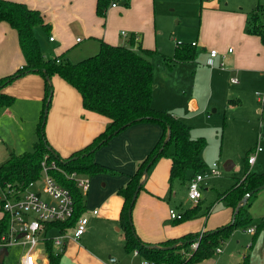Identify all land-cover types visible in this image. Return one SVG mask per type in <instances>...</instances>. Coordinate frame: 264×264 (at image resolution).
Segmentation results:
<instances>
[{"label": "rangeland", "instance_id": "obj_1", "mask_svg": "<svg viewBox=\"0 0 264 264\" xmlns=\"http://www.w3.org/2000/svg\"><path fill=\"white\" fill-rule=\"evenodd\" d=\"M113 1L119 5L121 11L124 10V6L125 8L127 6L124 0H111V2ZM259 1L264 5V0H224V2L220 0H136V3H132V9L123 11L125 17L122 19L113 16L106 17L107 19L105 16L101 17L103 15L98 14L95 9V2L93 14L91 15L92 24L99 23L102 29L107 30L109 36L117 35V32L120 34V31L124 30L126 36L119 35L118 37L121 42L123 41V44L129 43L130 37L135 33L144 46L155 50L152 58L154 84L156 85L155 100L161 104L167 103L170 106L178 107L177 109L181 111L183 117L179 116L170 106H166V109L173 110L187 125H191L194 137H204L206 139L207 143L201 154L205 166L200 171L211 170L212 164L218 163L221 174L210 177V185L203 190L202 198L198 202L189 198L187 181L175 180L170 187L175 194L172 196L170 192L166 195V199L172 206H177V208L183 209L184 212L199 204L193 217L185 218L183 222L199 220L204 224L203 230H210L230 223L232 209L224 202L216 201L218 191H224L231 187L233 182L242 177L248 169L257 172L264 171V73L261 72L264 68L259 69L261 59L264 57V43L260 35L258 36L261 42L249 48L244 56V59L248 61V66L245 63L247 68L234 73L239 77V83L230 80L231 74L228 68L232 65L231 67L237 69L242 63L234 60L232 64L227 59L224 66L218 64L208 65V59L205 60L211 49H216L220 54L225 52L219 48L220 43L232 44L238 50L240 48L238 42L239 30L253 34L247 28L251 9ZM201 2H206L207 6L225 7L229 11L223 16L208 14ZM122 23H132L134 27L129 28ZM4 24L8 25L1 20L0 43L5 45L7 42L14 41L15 46L21 51L17 36H15V40L8 34L2 40L4 34L1 29ZM67 27L69 30L65 31L62 39H59V42L63 40L64 49L59 46L53 48L51 44H47L48 41L41 38V48L46 55L54 57L66 52L70 59L77 60L78 57H81L79 54L81 52L80 46L96 51L97 45L91 39L93 34L89 32L84 23L70 20ZM11 30L13 31V28ZM76 35L81 36L82 38H80L84 41L78 43V46H73L72 37L75 38ZM94 35L96 37L102 36L99 34ZM184 41L195 43L198 46L200 62L197 64L190 61L178 62L170 66L165 62L164 57L173 55L176 43ZM84 54H89V52H84ZM13 56L17 58L19 55H15L14 52ZM253 65H256V67ZM216 70L226 73L225 90L227 93L232 92V94H225V96H221L218 92L210 94L211 89L206 82V77L211 71ZM193 79L198 80L195 95L201 104L195 110L191 109L190 104L187 102L192 95L191 89L194 88V82H190ZM27 94L29 92L25 93V95ZM184 96L187 98L186 101ZM52 101L47 113L46 127L54 106V100L52 99ZM156 106L165 107V105ZM42 110V102L35 104L32 98L18 95L10 107L6 105L0 107V162L4 161L11 151L20 153L33 149L34 142L38 139L37 125ZM258 146L262 149L257 153V159L253 164H249L247 157ZM173 149L174 145L170 143L165 155L170 156ZM227 161H231L233 165L231 169L225 168L224 164ZM191 172L192 170L188 174ZM41 184L42 182L39 183V186ZM42 196L48 198L44 194ZM260 198L262 200L264 195L258 197L254 195L250 201V206L253 208L251 213L253 223L258 221V213L264 207V202L262 203ZM212 204L213 209L210 213L207 208ZM174 221L175 224L182 222ZM249 226H252V224ZM56 233L57 231L52 229L47 236H54ZM117 234L123 236L121 230H117ZM202 234L199 232V237ZM89 236H91L89 241L88 239L87 241L82 240V244L87 245L88 248L93 247V243L97 240L93 235ZM252 237L253 234L249 231L237 227L221 243L222 253L216 250L213 256L193 264H206L207 260H215L218 264H222L230 253H238L246 245H251ZM91 241L93 242L90 244ZM28 248V244L9 246L8 254L0 255V264H16ZM37 248L41 249L42 243ZM109 248L108 251L103 250L104 255L99 254V252L95 253L108 262L119 257L118 264H142L145 261L141 254L135 256L134 250L128 251L125 243L113 241L112 246H109ZM247 251L250 253V264H264L263 232L257 235L254 245ZM131 258L136 259V261L131 262Z\"/></svg>", "mask_w": 264, "mask_h": 264}, {"label": "trees", "instance_id": "obj_2", "mask_svg": "<svg viewBox=\"0 0 264 264\" xmlns=\"http://www.w3.org/2000/svg\"><path fill=\"white\" fill-rule=\"evenodd\" d=\"M111 0H97L98 14L105 15ZM128 3V2H127ZM264 5L258 4L251 12L248 31L260 35L264 43ZM7 21L15 28L19 35L21 48L26 57V63L14 72L0 77V107L10 106L15 96L3 91V88L18 77L28 72H39L45 78L44 105L40 121L37 125L38 139L33 149L20 153L11 152L9 157L0 162V189L6 185L20 191L32 180L41 176L44 154L57 159L60 166L68 172L77 171L78 174L94 175L109 168L95 160L94 154L102 145L106 144L114 135L126 127L141 121H156L164 127V133L157 145L138 163L136 171L129 181L119 189L124 197V206L120 220L125 234V247L128 251L138 249L139 253L149 263L158 264H193L199 260L209 258L215 254L216 248L221 246L229 234L237 227H248L253 222L250 211L251 198L241 205L235 213V220L222 227L205 230L201 237L199 233H192L178 238H170L161 246H149L142 242L135 231L132 221L133 195L140 186H144L143 171L150 161L152 164L158 157L165 155L169 144L174 145L172 165L170 171L171 185L175 180L185 182L188 172L195 174L204 168L201 153L206 146L204 137H192L191 126L171 111L154 106V65L153 48L145 47L139 37L133 33L129 43L112 44L98 38L99 49L96 53L77 60L70 59L65 53L52 57L46 55L41 48L40 32L49 36L52 23L47 21L43 13L29 7L23 1L0 0V21ZM199 50L189 42H177L173 55H166L164 60L172 66L174 63L195 60ZM59 59V61H58ZM58 74L78 89L86 109L107 116L110 119L106 128L99 133L85 147L77 150L69 158H62L50 145L46 136V119L54 95L53 76ZM168 134L170 137L167 139ZM167 140V141H166ZM151 164V165H152ZM51 173L65 186L75 198V212L71 219L58 223L61 231L76 224L84 215L86 193L77 185L74 179L68 178L58 170ZM264 183V171L257 172L248 169L243 178H239L234 185L221 193L234 212L244 195L250 190ZM0 200V205H1ZM196 204L186 212H182L180 219L193 217ZM2 206V205H1ZM131 210V212H130ZM209 211V210H208ZM8 215L0 217V235L8 228ZM259 229L264 228V216L257 221ZM52 226V223L49 225ZM196 241L197 246L191 247ZM175 245L173 248L165 246ZM47 253L52 264H58L63 254L52 241L47 242ZM235 264H250L248 255Z\"/></svg>", "mask_w": 264, "mask_h": 264}, {"label": "crops", "instance_id": "obj_3", "mask_svg": "<svg viewBox=\"0 0 264 264\" xmlns=\"http://www.w3.org/2000/svg\"><path fill=\"white\" fill-rule=\"evenodd\" d=\"M17 1H23L29 7L40 10L47 21L50 22V20H52L53 23L51 22L52 27L50 32L52 35L55 36V40H48V35L44 32H40V37L48 41L47 44H51L53 48H57V46L61 47V49L65 48V45L62 43L63 40L59 42V39H62V36L65 31L69 30L67 25L70 20H75L84 23L89 32H92L93 35H91V39L92 42H95V44L97 45V49L96 51H92V49H85V46H80L81 52L79 54L81 57H78V59L94 54L98 51V38H102L112 44H117L121 42L118 38L119 35L126 36V32L124 30H121L120 34H118L117 32V35L109 36L107 30L102 29L99 26V23L92 24L91 15L93 14L95 2L97 7V0ZM220 1L224 2V0ZM124 2L127 6L126 8L124 6L123 11H125V9H132V3H136V0H124ZM112 3L116 2L113 1L108 5V9L106 10V14L104 15L105 18H109L111 16L118 17L120 19L124 18V12L119 10V5L116 3V6H112ZM201 4L208 14L212 13L216 16H223L225 13H228L227 11H229L225 7L220 8L218 6L216 7L215 5L207 6L206 2H201ZM258 4L262 3L259 1L251 9V12ZM5 23H7L8 25L4 24L1 29L4 34L2 40H4L8 34H10V37L15 40V36H17L19 48L21 49V51L18 50V47L15 46L14 41L7 42L5 45H2V43H0V77L12 73V71H15L16 68H19L20 66L26 63V57L21 48L17 30L13 28L7 21H5ZM122 24L128 26L129 28L134 27L132 23ZM11 28H13V31L11 30ZM123 31L125 33H123ZM94 34H99L102 36L96 37ZM78 37L81 36L76 35L75 38L72 37L73 46H78V43H83L84 39H81V37L78 41ZM238 38L240 47L238 50H236L232 44L220 43L219 48L223 49L225 52L223 54L218 53V55L214 58L215 65H221V62H225V60L227 59H229L232 64L234 63V60L238 63H242L237 69L231 67L232 65H230V67L228 68V71L231 74L230 80L232 81L233 77L238 78V82L234 83H239V77L237 75H234V73H238L240 69H245L247 68L246 66H248V61L244 59V56L246 55L248 49L256 46L258 43L261 42L260 37L258 35L249 34L242 30H239L238 32ZM203 40L205 42V37L203 38ZM196 47L198 49V46ZM230 47L233 48L232 51H229ZM205 50L207 51V49ZM14 52L15 55H19L17 58H14L13 56ZM84 52H89V54H84ZM63 53L67 55L66 52ZM206 57L207 58L205 60L210 57V51L208 52ZM199 60L200 57L198 53L196 59L190 60V62L197 64L200 62ZM253 66L256 67V65ZM260 68L261 70L262 68H264V57H262L261 62L259 64V69ZM261 72L264 73V70ZM226 78L227 76L224 72L218 70L211 71L206 77V82L208 83L211 89L210 94L215 92L220 93L221 96H225V94H232V92L227 93V91L225 90ZM196 80L197 79L190 80L191 83L194 82V88L191 89L192 95L187 100V102L191 106V109L194 110L198 109L201 105L195 95V87L198 84V80ZM52 81L54 82L55 88L53 95L54 106L52 107V114L50 118H48L46 136L50 145L57 151V153L62 158H69L77 150L85 147L94 139V137L101 133L109 124L110 119L103 114L86 109L83 105L82 96L78 89L58 74L53 76ZM201 81H203V79H201ZM155 87L156 85L154 86V94L156 91ZM3 91L12 94L15 97H17V95L21 97H30L33 99V102L35 104L42 102L44 105L45 78L39 72H28L18 77L12 83L6 85L3 88ZM26 92H29V94L25 95ZM184 98L186 101V96H184ZM153 104L154 106L165 105V107L156 106L162 109H166V106H170L167 103H159V101L155 100V98L153 99ZM170 107L174 109V111L179 116L183 117L181 111L177 109L178 107ZM169 111L175 114L173 110L169 109ZM177 114L175 115L177 116ZM163 133L164 127L156 121L137 122L126 127L118 134L114 135L106 144L102 145L96 150L94 154L95 160L104 164L109 169L100 173H96L94 175L81 174L90 178V189L86 193L84 211V215L88 217V223L85 232L80 238H74L73 235H71L72 227L68 228L70 229L69 231H65L67 232L66 234H70V236L64 240V245L62 248L63 254L58 264H118L119 257L117 259H111V261L108 262L105 259L98 257L95 252H99V254L102 255L103 250L108 251L110 249L109 246H112L113 241H118V243H125V234L120 220L121 211L124 206L125 200L122 194H120L119 189L129 181L131 175L136 171L138 163L157 145ZM192 137L194 136L192 135ZM9 155L7 156V158L9 157ZM229 164L231 165V163ZM171 165V155H162L158 157V159L150 166L147 172V176H144L143 178L144 186L139 190L132 210V221L135 227V231L142 240V242L146 243L149 246H161V243L170 238H178L187 235L188 233H202L203 231H205L203 230L204 224L201 221L199 222V220H188L175 224V219L170 217L169 211L171 208H175L180 212H184L183 209H179L177 208V206H172L170 202L166 199V195L168 193L170 194L171 192L172 196L175 194V192H173L170 188ZM213 165L214 163L212 164V167ZM194 175L195 173L192 171L190 174H188V177L192 178ZM244 175L239 178H243ZM189 180L190 179L187 180L188 190ZM237 180L233 182L231 187L234 185V183H236ZM209 185L210 179L208 180L207 184H204L202 188V194L203 190ZM231 187H229L228 189H230ZM228 189L224 191H218V197L216 201H222L229 208L232 209V216L230 220L231 222L235 213L234 209L232 206L228 205L223 198H220L221 193H224ZM256 195L257 197L259 195H264V188L261 189ZM260 201L263 203L264 198H262V200L260 198ZM213 204L208 206L207 208V211L209 210L210 213L213 209ZM95 210H98L97 213L94 212ZM250 211L251 213L253 212L252 206H250ZM258 214L259 219L264 216V207L261 211H259ZM2 215L3 212L1 211L0 217ZM257 226V222H255L252 223V226L241 227L243 230H247L249 231V233L253 234L251 245H246L245 248L239 250L238 253H230V255L223 260L222 264L238 263L242 261L246 255H248L250 258V253L249 251H247V249L251 248L254 245L256 237L260 232L264 233V228L259 229ZM219 227L222 226H218L216 228ZM249 228H254L255 230L250 231ZM52 229L57 231L55 235L60 233L59 227L56 228L52 225L47 231V235L48 232ZM117 230H121L123 232V236L117 234ZM89 235H93L94 238L97 240L93 243V247L88 248L87 245L82 244V240L85 239L87 241L88 239L89 241V239H91V236ZM92 242L93 241H91L90 244ZM222 252L223 249L221 247L220 253ZM139 254L140 253L135 254V256ZM130 260L131 262L136 261V259L133 258H131ZM206 264L218 263L215 260H207Z\"/></svg>", "mask_w": 264, "mask_h": 264}, {"label": "built area", "instance_id": "obj_4", "mask_svg": "<svg viewBox=\"0 0 264 264\" xmlns=\"http://www.w3.org/2000/svg\"><path fill=\"white\" fill-rule=\"evenodd\" d=\"M112 6H116V3H112ZM123 33L125 32L123 31ZM49 40H55V36H50ZM77 40L79 41L80 37ZM193 44L195 45V43ZM232 50L233 48L230 47L229 51ZM218 53L216 49L210 50L208 64H215L214 58ZM221 66H224V61L221 62ZM232 81L238 82V78L233 77ZM261 149L258 146L249 154V164H253L256 161L257 153ZM52 170H58L68 178L74 179L84 193H87L90 189V178L88 176L78 174L77 171L68 172L60 166L57 159L51 158L48 152L44 154L42 172L38 179L30 181L21 191L9 186V184L5 188L0 189V200L2 202L0 210L3 214L6 213L8 215L9 220L7 231L0 235V248H9V246L18 244L29 245L28 250L16 264H52L47 253V242L52 241L56 248L62 250L64 240L70 236V234H66L67 232L61 231L60 228V233L57 235L47 236L51 223L58 228V223L71 219L75 212V198L71 190L51 173ZM220 174L221 170L218 168V163H214L211 170L197 172L189 180V198L198 202L202 197L204 184H207L212 175ZM40 182H42L41 186H39ZM42 194L48 198L46 199ZM97 211L95 210L94 212L97 213ZM169 213L173 219L182 217V212L175 208H171ZM87 223L88 217L86 215L81 216L76 224L72 226L71 235L74 238H80L86 230ZM69 230L67 229L66 231ZM249 230L254 231L255 229L249 228ZM40 243H42L41 249L37 248ZM192 245L193 247L197 246V242ZM216 250L220 252L221 247H217ZM134 253L138 254V249H135ZM143 264L157 263H149L145 260Z\"/></svg>", "mask_w": 264, "mask_h": 264}, {"label": "water", "instance_id": "obj_5", "mask_svg": "<svg viewBox=\"0 0 264 264\" xmlns=\"http://www.w3.org/2000/svg\"><path fill=\"white\" fill-rule=\"evenodd\" d=\"M46 112H48V110H46ZM169 137H170V134H168L167 139H168ZM166 141H167V140H166ZM229 163H231V161H227V162L224 164L226 169H231V167H232V163H231V165H230ZM151 164H152V161L149 162V164L147 165V167H146V168L144 169V171H143V175H144L145 177L147 176V172H148V169L150 168ZM263 188H264V183L261 184V185H259V186L256 187V188L250 190L249 192H247V193L244 195V197L240 200V202H239V204H238V206H237V208H236V210H235V213L238 211L239 207H240L241 205H244V204L249 200V198H250L255 192H258V191H260V190L263 189ZM139 190H140V186H138V188L136 189V191H135V193H134V195H133L132 203H134V201L136 200V197H137V195H138ZM130 212H131V210H130ZM235 213H234V217H233V219H232L233 221L235 220ZM174 246H175V245L165 246V247H166V248H173ZM5 254H8V250H7V248H6V247H2V248H0V255H5Z\"/></svg>", "mask_w": 264, "mask_h": 264}]
</instances>
